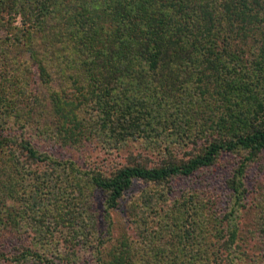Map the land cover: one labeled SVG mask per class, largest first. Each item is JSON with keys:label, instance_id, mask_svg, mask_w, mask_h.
<instances>
[{"label": "trees", "instance_id": "obj_1", "mask_svg": "<svg viewBox=\"0 0 264 264\" xmlns=\"http://www.w3.org/2000/svg\"><path fill=\"white\" fill-rule=\"evenodd\" d=\"M263 153L264 0H0L2 263L264 264Z\"/></svg>", "mask_w": 264, "mask_h": 264}, {"label": "rangeland", "instance_id": "obj_2", "mask_svg": "<svg viewBox=\"0 0 264 264\" xmlns=\"http://www.w3.org/2000/svg\"><path fill=\"white\" fill-rule=\"evenodd\" d=\"M86 149L76 150V149H69L66 147H61L58 149L50 150L51 154L56 157H60L63 159H70L77 163L79 166H86L85 163L87 160L99 162H105L104 156L98 152V150L90 151ZM128 152H131L133 155H136L137 152H142L139 146L135 144H128L127 148L123 152L115 154L111 161L114 163H122L123 157ZM109 163V162H108ZM228 168L216 167L212 171H208L206 173H201V175H193L186 179H176L173 180L171 187H170V195H178L181 191L185 189H198L199 191L203 190V188L207 187L208 189H212L217 195L223 194V185L222 180L226 176ZM264 176V153L259 160L258 163L254 164L250 168H248L246 176H245V187L248 191L252 189L253 184L258 181L261 177ZM142 189L141 183H134L131 189L124 195V198L119 201L115 212L112 213L113 218L119 221H124V208L125 203L127 200L131 199L134 195H136ZM158 190V189H157ZM98 200V201H97ZM97 205L100 206L99 199L96 198ZM99 229H103L101 222L99 223ZM153 229H155L153 227ZM22 241H25L23 238H19L17 236L12 237L7 234L0 233V252L3 255L10 254L14 251L15 248L20 246ZM0 264L2 261H0Z\"/></svg>", "mask_w": 264, "mask_h": 264}]
</instances>
